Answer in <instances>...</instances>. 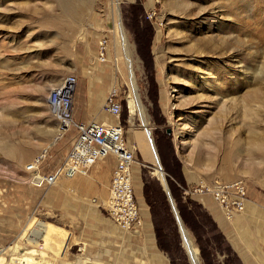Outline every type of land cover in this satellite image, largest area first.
I'll return each mask as SVG.
<instances>
[{
    "label": "rangeland",
    "instance_id": "rangeland-1",
    "mask_svg": "<svg viewBox=\"0 0 264 264\" xmlns=\"http://www.w3.org/2000/svg\"><path fill=\"white\" fill-rule=\"evenodd\" d=\"M80 1L0 0V249L19 255L24 246L33 247L42 264H152L145 245L132 237L149 226L168 264H192L156 165L139 149L133 184L139 224L121 229L104 210L113 165L107 155L98 170L90 165L79 174L86 215L78 216L75 233L88 236L75 246L68 245L69 226H57L61 219L48 214L55 200L48 189L55 184L37 186L26 179L24 165L34 154L46 152L40 170L47 171L69 148L74 129L59 128L45 99L66 73L76 76L73 119H81L75 110L86 115L87 93L98 113L114 120L101 104L115 88L124 137L134 147L136 140H146L135 131L142 134L138 113L128 108L123 74L132 67L176 215L201 264L230 262L216 225L226 218L208 195L185 194L183 188L242 180L248 195L251 186H264V0H118L126 37L119 47L109 26L111 0H85L87 8L78 10ZM183 126L182 151L175 132ZM15 150L29 155L20 162ZM37 191L47 192L42 200ZM233 228L232 236L245 239V228ZM120 234L126 242L118 241Z\"/></svg>",
    "mask_w": 264,
    "mask_h": 264
},
{
    "label": "built area",
    "instance_id": "built-area-1",
    "mask_svg": "<svg viewBox=\"0 0 264 264\" xmlns=\"http://www.w3.org/2000/svg\"><path fill=\"white\" fill-rule=\"evenodd\" d=\"M75 85L76 76L73 73H66L49 87L45 96L59 128L64 130L72 126L74 129L66 154L61 162L47 171L40 170L46 152L34 154L24 165L26 179L37 186L42 184L50 186L57 176H71L88 168L99 158L111 155L113 165L104 210L117 227L133 229L139 224V208L130 173L135 148L124 137L123 126L117 119L121 106L115 88L108 90L101 104V109L113 116L114 120L81 121L72 117ZM183 193L208 195L226 219L241 213L247 199L242 180L213 184L196 182L183 188Z\"/></svg>",
    "mask_w": 264,
    "mask_h": 264
},
{
    "label": "crops",
    "instance_id": "crops-1",
    "mask_svg": "<svg viewBox=\"0 0 264 264\" xmlns=\"http://www.w3.org/2000/svg\"><path fill=\"white\" fill-rule=\"evenodd\" d=\"M82 97H84L82 99V106L86 115H80L78 114V110H75L73 112L75 118L79 117L81 118V121H86L85 118L87 117V113H89L91 109L95 110L97 108V111L95 112L97 114L92 119L108 121L113 120L112 118L102 116L98 113L100 107L97 106V103H93L90 101V96L88 97L87 93ZM107 158L108 157L102 159L101 161H98L97 163L95 162L96 164H92L94 171L99 169L101 162H107ZM82 173L84 174V172ZM82 173L81 175H83ZM60 177L61 178L57 180L58 183H54L55 185L48 189L50 190L49 192H51V190L53 191V193L48 197H50L51 195L55 197L54 207L48 214H54L58 219H61V221L56 224L57 226H69L68 229H65L66 231H68L69 235L68 245L71 244L72 246H75L78 240L83 241L86 239L84 237L88 236L87 232L75 233L77 230L78 216L81 213L86 215V208L83 204H81L79 199L80 194H82L84 190L81 188V185L77 184L80 180H82L83 176L81 177L78 174L77 176H74L72 178H66L62 176ZM261 188L264 189V186H251L249 188L244 210L241 213L228 220L224 219L223 217H219L216 221L217 230L220 231L221 239L230 250L228 254L230 262H226V264H264V190H262ZM42 193V191H37L40 200L43 199V196L47 192L45 194ZM39 206L42 205L40 204ZM46 209L47 207H45V211ZM93 212L91 213L93 214ZM39 219L42 220V218ZM234 226L241 227L242 230L244 228L247 230L246 232H243L246 236L245 239L243 237V240H241L238 236H232V233L235 230V228H233ZM137 234L138 233H133L132 237H138L136 240L139 242L137 243H142L145 245V250L148 252V256L151 258L152 264H168V261L165 259L164 255L157 248L156 239L152 227L149 228L148 226L147 228L146 226L144 234L140 235V237L137 236ZM117 236L119 242H126L127 236L125 234H120ZM232 258L235 261H233ZM75 259H78V256L75 257ZM223 264H225V262Z\"/></svg>",
    "mask_w": 264,
    "mask_h": 264
},
{
    "label": "bare ground",
    "instance_id": "bare-ground-1",
    "mask_svg": "<svg viewBox=\"0 0 264 264\" xmlns=\"http://www.w3.org/2000/svg\"><path fill=\"white\" fill-rule=\"evenodd\" d=\"M117 3H118V0H111L110 4L108 5L109 6V8H108L109 9L108 17L111 19V22H110L111 24H109V26L111 25V28H113L115 44H116L117 47H119L120 45H122L124 43L126 37H125V34L123 32V27H122L121 21H120L119 16H118ZM80 6L86 7L87 6L86 1L85 0H81L80 1V5L76 9L80 10V8H82ZM70 9H72V8H70ZM133 62L134 61H128V66L132 65ZM132 69H133L132 67H129L128 70L124 71V74H123V76L125 78V81H126V84H127L128 88H129L128 108H130L129 112H130L131 115H133L135 113H138L139 118L141 119V122H142V126H143L142 127V134L139 133L137 130H135V131L138 134H140L142 137H143V133H144V135H146V140H144V141L136 140L137 146H135V147L133 146V147L135 149L136 148L139 149V151L141 152L142 156L146 160H148L149 162H152L154 165H156V168L154 169V174H156L157 176H159L161 178V180L163 181V186L165 187L166 181L164 179L163 171H162V169H161V167L159 165L158 159H157L156 150H155V146L153 144L152 138H151L150 131H149L148 127H147V116H146V114H145V112L143 110V107H142V105L140 103V100L138 98L136 79H135L136 76H135V73H134V71ZM205 81H207V79ZM184 101H185V99H184ZM197 101H199V100H197ZM60 129H62V128H60ZM62 131H63V129H62ZM184 132H186V127H184V126L181 128L180 132H175V138L178 141V147L182 151L184 150V145H185V141L183 140V133ZM137 136L139 138V135H137ZM10 150H13V149L11 148ZM8 152L11 154V152L9 150H8ZM13 152L18 157V160L20 162H22V160L29 155V153L24 152V151H20V150H15ZM106 157H108V156L99 158L95 162L97 163L98 161H101L102 159H104ZM137 164L138 163H136L135 160H133V163H132V166H131V170H130L131 179H132V185L134 184V182H135V180L137 178L136 177L137 176V172H136ZM132 168L134 169V171H132ZM81 173H82V171L76 172L75 174H73L71 176H62V177L72 178V177L77 176L78 174H81ZM59 178H61V177L57 176L55 178V181L53 182V184L56 183ZM216 182H225V181L215 180V181H213L212 183H209V184H213V183H216ZM226 183H230V182H226ZM201 195H204V194H201ZM105 203H106V200L103 203V205H105ZM174 211L175 210H173V212ZM174 214H175L176 220L179 223L183 245H184V247L186 248V250L188 252V255H189L191 263L192 264H201L200 259L198 257L197 249H196V247H195V245L193 243V240H192V237H191L190 233L183 226L180 217L177 216L178 214L176 215V212H174ZM125 230H129V229H125ZM14 248H18L19 249L20 248L19 247V243H16L14 245ZM10 249H11L10 247H6V248H3L2 250H0V264H42L40 262L39 257L36 256V255H39L40 252H37L36 249H34L33 247L28 248V247L24 246V250L22 252H18V253H20L19 255L13 254V253L10 254V252L12 251ZM78 262L80 264H82L83 260L82 261H78ZM65 264H72V262L69 261V262H66Z\"/></svg>",
    "mask_w": 264,
    "mask_h": 264
},
{
    "label": "water",
    "instance_id": "water-1",
    "mask_svg": "<svg viewBox=\"0 0 264 264\" xmlns=\"http://www.w3.org/2000/svg\"><path fill=\"white\" fill-rule=\"evenodd\" d=\"M162 189L164 190V192L166 194V197H167V199L169 201V204H170V207H171L172 212H173V210H175L174 212H176V214H177L176 208L174 206L173 200H172V198L170 196V193H169V190H168V187H167V184L166 183H165V187L162 186ZM174 212H173V214H174ZM174 217H175V215H174Z\"/></svg>",
    "mask_w": 264,
    "mask_h": 264
}]
</instances>
